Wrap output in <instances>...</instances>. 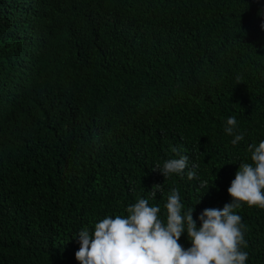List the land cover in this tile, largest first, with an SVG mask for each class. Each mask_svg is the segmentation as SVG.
I'll use <instances>...</instances> for the list:
<instances>
[{"label": "trees", "instance_id": "obj_1", "mask_svg": "<svg viewBox=\"0 0 264 264\" xmlns=\"http://www.w3.org/2000/svg\"><path fill=\"white\" fill-rule=\"evenodd\" d=\"M262 25L264 0H0V264H79L81 229L141 198L163 220L172 188L198 226L229 203L264 140ZM173 148L196 178L153 170ZM235 211L264 264V209Z\"/></svg>", "mask_w": 264, "mask_h": 264}, {"label": "clouds", "instance_id": "obj_2", "mask_svg": "<svg viewBox=\"0 0 264 264\" xmlns=\"http://www.w3.org/2000/svg\"><path fill=\"white\" fill-rule=\"evenodd\" d=\"M223 131L233 137L232 145L245 138L237 130L235 116L226 119ZM247 150L251 163H240L227 189L230 202L222 209H204L197 218L199 226L193 218L195 206L184 211L179 189L172 188L164 205L165 219L160 218L159 206L138 199L126 208V216L105 217L95 223L91 232L87 227L81 229L76 235L80 247L75 259L79 264H246L244 225L235 210L243 205L264 209V140L258 145L249 144ZM173 152L178 158L167 159L162 166L156 164L153 170L165 180L185 174L190 181L196 178L197 165L193 163L189 169L188 155L181 154L178 148ZM153 189L162 194V185ZM152 195L155 197L156 191ZM185 232L191 245L187 249L179 243Z\"/></svg>", "mask_w": 264, "mask_h": 264}]
</instances>
